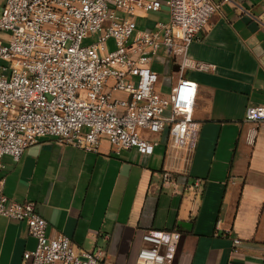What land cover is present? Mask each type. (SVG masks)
<instances>
[{"label": "crops", "instance_id": "0c3cea01", "mask_svg": "<svg viewBox=\"0 0 264 264\" xmlns=\"http://www.w3.org/2000/svg\"><path fill=\"white\" fill-rule=\"evenodd\" d=\"M212 1L218 10L187 51L214 65L185 72L197 86L192 152L169 149L162 133L151 135V154L115 153L107 140L88 152L44 137L19 161L3 158V193L35 202L49 236L66 235L78 252L100 249L106 264H135L144 231L176 230L173 264H264V122L245 121L248 107L264 105V0ZM151 12L163 20L137 16L138 29L168 21L164 5ZM159 62L171 79L174 58L161 51L150 66ZM35 245L25 222L0 215V264H30L24 253Z\"/></svg>", "mask_w": 264, "mask_h": 264}, {"label": "built area", "instance_id": "2783aa9c", "mask_svg": "<svg viewBox=\"0 0 264 264\" xmlns=\"http://www.w3.org/2000/svg\"><path fill=\"white\" fill-rule=\"evenodd\" d=\"M163 5L168 21L138 29L135 18L141 11L157 12ZM217 10L212 0H5L0 172L4 157L19 161L44 137L88 152H98L106 139L115 153L136 148L151 154L158 144L151 135L165 133L169 149L192 152L199 134L192 118L197 86L185 72L209 71L214 65L190 59L187 51ZM93 36L96 42L83 45ZM161 51L177 63L167 93L157 90L159 75L150 67ZM245 121L264 122V105L248 107ZM163 180L171 181L169 171ZM0 215L27 224L36 240L35 248L24 253L30 264H106L100 249L78 252L66 235L49 236L37 204L8 198L3 180ZM141 240L135 264H173L181 234L148 229ZM232 243L236 253L241 240Z\"/></svg>", "mask_w": 264, "mask_h": 264}, {"label": "rangeland", "instance_id": "374dc122", "mask_svg": "<svg viewBox=\"0 0 264 264\" xmlns=\"http://www.w3.org/2000/svg\"><path fill=\"white\" fill-rule=\"evenodd\" d=\"M2 6H3V2L0 3V14H1ZM164 9H166L165 6H164ZM165 13H166V11H165ZM165 13H164V15H165ZM139 16L144 17V19H148V20H151V21L163 20L162 17H160L159 14L152 13V12L151 13H147V12H142L141 11ZM140 28L144 29L145 27H143V25H141ZM7 36H8V33H6V32L0 33V43L3 42ZM96 40H97L96 36L87 38V39H85L83 41V45H88V44L94 43V42H96ZM106 44H107V47L110 50L114 49V41H113V39H109ZM150 67L153 68L154 70H156L158 73H160L159 74L160 75L159 83L157 84V90L161 91V88L159 89V87H160L161 84H164L165 81L169 82L170 85H171L170 77L168 78L169 80L165 79L166 77L164 76V67H163L162 64H160V62L159 63H154V65H151ZM162 91L166 92V89L164 88ZM114 96L115 97H120V95H117V94H115ZM103 140H106V139H103Z\"/></svg>", "mask_w": 264, "mask_h": 264}]
</instances>
